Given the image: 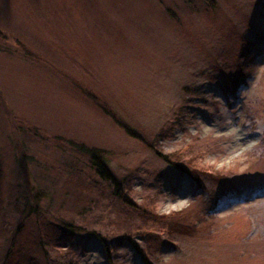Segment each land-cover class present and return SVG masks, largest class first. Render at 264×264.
<instances>
[{
  "label": "rangeland",
  "instance_id": "1",
  "mask_svg": "<svg viewBox=\"0 0 264 264\" xmlns=\"http://www.w3.org/2000/svg\"><path fill=\"white\" fill-rule=\"evenodd\" d=\"M212 1L0 0V264L33 244L20 264H143L134 246L153 264H264V55L225 95L264 0ZM80 144L107 154L136 213L195 232L144 241L153 224L124 226ZM156 153L192 160L202 189ZM216 172L226 180L200 174ZM34 206L51 228L75 229L59 250Z\"/></svg>",
  "mask_w": 264,
  "mask_h": 264
},
{
  "label": "trees",
  "instance_id": "2",
  "mask_svg": "<svg viewBox=\"0 0 264 264\" xmlns=\"http://www.w3.org/2000/svg\"><path fill=\"white\" fill-rule=\"evenodd\" d=\"M208 6L207 8L211 9L213 8V1L208 0ZM257 19L254 23L249 25V36H246L243 38L242 43V49L241 54L238 58V63L240 64L242 71V74L240 77L234 79L231 83V88L225 91V95H228L230 98H234L236 94L238 93V88L243 86L246 75H250L257 67L259 62V56L264 55V10L260 12ZM84 95H86L92 102L96 103L97 106L101 107L102 109L105 108V105H103L97 97L91 94L88 90L81 89ZM6 110V109H5ZM106 113L107 111L103 109ZM108 114V113H107ZM109 115V114H108ZM111 118L121 126L122 129L129 135H133L131 131L127 129L125 125L120 123L115 117L111 116ZM134 136V135H133ZM61 140V139H58ZM71 145V143H69ZM149 147V146H148ZM73 148L76 150V152L81 155L82 157L86 158L88 161L89 169L94 174L97 181H99L102 185H96V188H99L102 192L104 189V194L113 200H116L117 203L123 208L124 210H127V215L124 212V226L126 225V218L128 221L130 220V216L134 218L138 217L139 221L141 223H150L153 224V227L151 228L153 230L152 233L149 231H142L139 235L140 238L154 241H158V237L162 234H174L179 236H189L192 235L193 232H195V227L193 228V225H184L179 220H173L172 216H157L153 214L150 211H140L136 213L137 207L132 204V202L129 200V198L126 195V190L124 189L126 187L125 182H120L117 178H115L106 162H105V156L107 154L102 151H96L93 148H88L86 145L80 144V145H73ZM106 154V155H105ZM156 155H160L159 153H156ZM159 157L163 158L164 160H168L167 162L170 163L175 169L183 173L185 176L189 177L197 186L198 189H202V185L198 179L197 173L194 169V162L192 160L184 161V164L178 162L179 159L176 158V154L171 156H162ZM175 159V160H174ZM173 160V162H172ZM203 175H207L212 179H215L216 181H225L226 180V173H200ZM93 186V184H92ZM105 187H108L109 189H106ZM35 197L33 196L32 199ZM215 197L212 201L215 202ZM33 204V203H32ZM34 205V204H33ZM36 206L30 207L28 212L29 216L34 217L35 220V226L38 225V231L41 232V240L46 242V245L53 246L54 249H58L60 247H56L58 244H64L68 243V241L71 239L73 234L76 232L75 229L67 224H58L57 229L51 228L53 227V223L48 222L45 220V218L40 215L41 211L35 210ZM135 211V212H134ZM27 215V216H28ZM190 223V222H189ZM117 226V225H116ZM18 232V231H17ZM157 233V234H156ZM18 234V233H17ZM93 234V233H91ZM57 237L53 240L54 237ZM120 237L123 240H128L129 238L126 237V235H121ZM28 248H16L12 249L10 247L4 256L3 264H20L21 256L27 254L29 251H32L31 249H38L39 246L37 244H33L31 246H27ZM40 249L43 253H45L44 247L40 245ZM56 247V248H55ZM134 251L138 254L139 258L141 259L143 264H153L151 261V256H149L147 253L149 251L144 252L143 250L139 249L138 247L134 246ZM106 254L108 252H111L112 248H106ZM154 251V248L152 252ZM19 256V257H18ZM15 257L14 259H12ZM47 258V261L51 262V259H48V256L45 255ZM19 259V260H18ZM28 264H30V258L27 259ZM69 264H72L71 262Z\"/></svg>",
  "mask_w": 264,
  "mask_h": 264
}]
</instances>
